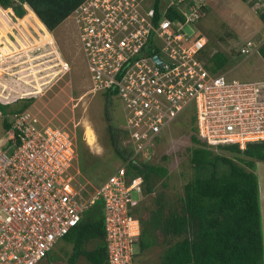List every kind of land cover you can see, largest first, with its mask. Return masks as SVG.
<instances>
[{
  "label": "built area",
  "instance_id": "obj_1",
  "mask_svg": "<svg viewBox=\"0 0 264 264\" xmlns=\"http://www.w3.org/2000/svg\"><path fill=\"white\" fill-rule=\"evenodd\" d=\"M253 1L264 8V0ZM156 2L144 9L143 0H84L72 13L92 75L88 92L103 91L120 102L125 117L120 127L133 151L83 197L69 173L77 158L76 135L44 122L30 107L14 112V137L8 132L0 141V264H40L98 199L106 264H133L144 177L130 172V164L150 161L165 130L180 117L194 118L199 137L215 147L235 143L244 150L264 141V81L230 79L207 67L204 39L184 30L204 15L198 2L163 7L157 2L162 13L176 5L183 21L157 20ZM258 47L248 40L241 51L252 54ZM57 58L52 65L70 71Z\"/></svg>",
  "mask_w": 264,
  "mask_h": 264
},
{
  "label": "rangeland",
  "instance_id": "obj_2",
  "mask_svg": "<svg viewBox=\"0 0 264 264\" xmlns=\"http://www.w3.org/2000/svg\"><path fill=\"white\" fill-rule=\"evenodd\" d=\"M160 1V6L163 7L177 0ZM194 1L206 10L196 23L186 26L184 30L186 33L200 35L209 40V56L205 54V59L214 52L222 50L231 58L230 63L222 70L230 79L264 81L263 54L260 51L252 54L240 52L248 40L264 37V25L256 13V2L253 0ZM143 4L144 9L150 8L153 0H143ZM10 10L0 7V55L4 60L0 64V98H3L5 103L10 102L18 94L26 91L28 94L22 97L34 96L35 99L29 107L44 122L64 127L76 135L74 141L77 158L69 173L73 175L74 187L80 189L83 197H87L93 191L92 187H99L103 180L123 163L113 147L108 131L110 123L115 126L125 125L122 106L118 100L111 99V120H108L106 93L88 92L92 87V75L72 15L52 32H48L33 12L26 10L27 14L23 18L15 19L13 10L12 12ZM58 56L69 64L70 71L64 73V70H60L61 63L52 65L58 61ZM20 99L13 102V105L20 106L23 101ZM13 111L12 106L11 108L0 106V141L9 136L4 122L14 120ZM189 119L188 115L183 116L169 125L161 137L160 144L155 146L150 161H147L166 166L168 175L157 177L154 182V194L144 195L137 210L139 216L142 215L143 218H147L150 209L154 207L153 199L157 194L163 196L169 207H176L177 197L182 193L183 185L194 174L190 162L189 148L194 143L191 139V126L187 124ZM80 136L82 143L87 144L90 149L78 148V144L81 145V141L78 143ZM5 149L11 152L9 146H5ZM225 153L232 154L228 151ZM257 173L260 183L259 199L264 250L263 161L257 162ZM134 197L139 196L134 194ZM156 236L157 243L148 248L142 249L138 242L132 245L135 254L134 264L160 263V254L165 247V235L161 230H157ZM94 247L95 242L84 244L86 250ZM51 251L54 258L66 263L67 255L72 251V243L67 238H61ZM46 262L48 263V260L44 259L40 264H47ZM74 264L93 263L84 256H79Z\"/></svg>",
  "mask_w": 264,
  "mask_h": 264
},
{
  "label": "trees",
  "instance_id": "obj_3",
  "mask_svg": "<svg viewBox=\"0 0 264 264\" xmlns=\"http://www.w3.org/2000/svg\"><path fill=\"white\" fill-rule=\"evenodd\" d=\"M83 1L0 0V7L4 10L11 8L16 19L27 14L25 4L45 28L52 32L70 17ZM157 2L155 5L157 20L162 18L184 20L176 5L169 6L162 13ZM205 10L202 7V12ZM256 10L259 20L264 25V8ZM195 36L204 39L200 35ZM252 40L259 44L257 51L264 56V37ZM204 41L203 53L209 56V40L205 38ZM240 52L242 53L241 49ZM230 61L227 52L218 50L208 58L206 65L212 71L219 72ZM106 95L108 97L106 116L111 120L110 102L112 104L113 97ZM21 99L23 101L20 106L2 101L0 106L10 108L12 106L13 112L22 111L29 107L35 98L29 96ZM187 124L191 126V139L194 143L189 148L194 174L183 185L182 193L177 197L176 207H169L163 196L156 195L153 199L154 207L150 209L148 218H140L142 231L138 240L139 246L145 249L155 245L156 232L161 230L165 235V247L160 254L159 264H264L260 183L257 173V162H264V141L251 143L244 150L235 143L214 148L199 137L194 118ZM4 125L14 137L15 130L11 122L5 120ZM108 131L116 153L123 162L127 161L133 148L129 144H123L127 138L126 131L112 123L108 125ZM80 141L81 145L78 144V148L87 150L89 146L82 143L81 136L78 143ZM227 151L232 154H226ZM130 165V172L144 177V195L154 194V182L157 177L168 175V168L160 164L132 160ZM64 238L72 243V251L67 255V262L63 263L54 258L51 251L45 258L48 260L47 264H74L79 256H84L93 264H106L102 200H96L84 211L81 220ZM87 242H95V247L86 250L84 244Z\"/></svg>",
  "mask_w": 264,
  "mask_h": 264
},
{
  "label": "crops",
  "instance_id": "obj_4",
  "mask_svg": "<svg viewBox=\"0 0 264 264\" xmlns=\"http://www.w3.org/2000/svg\"><path fill=\"white\" fill-rule=\"evenodd\" d=\"M24 7L26 8V10L28 11H31V12H33L31 9H29L26 5H24ZM8 9H11V8H8ZM12 10V9H11ZM10 10V11H11ZM12 12V11H11ZM33 14H34V12H33ZM14 15V14H13ZM35 15V14H34ZM35 17L37 18V16L35 15ZM38 19V18H37ZM40 21V20H39ZM42 24V23H41ZM43 25V24H42ZM44 26V25H43ZM44 28H45V26H44ZM45 30L46 31H48L46 28H45ZM48 32H50V31H48ZM52 40L54 41V39L52 38ZM60 54V53H59ZM3 102H4V100H3ZM96 140H97V137H96ZM133 262H134V259H133Z\"/></svg>",
  "mask_w": 264,
  "mask_h": 264
},
{
  "label": "clouds",
  "instance_id": "obj_5",
  "mask_svg": "<svg viewBox=\"0 0 264 264\" xmlns=\"http://www.w3.org/2000/svg\"><path fill=\"white\" fill-rule=\"evenodd\" d=\"M61 58V57H60ZM61 60H63V59H61ZM66 62V61H65ZM1 101V100H0ZM86 137V136H85ZM98 142V141H97Z\"/></svg>",
  "mask_w": 264,
  "mask_h": 264
},
{
  "label": "bare ground",
  "instance_id": "obj_6",
  "mask_svg": "<svg viewBox=\"0 0 264 264\" xmlns=\"http://www.w3.org/2000/svg\"><path fill=\"white\" fill-rule=\"evenodd\" d=\"M90 134H91V131H90ZM93 135V134H92Z\"/></svg>",
  "mask_w": 264,
  "mask_h": 264
},
{
  "label": "water",
  "instance_id": "obj_7",
  "mask_svg": "<svg viewBox=\"0 0 264 264\" xmlns=\"http://www.w3.org/2000/svg\"><path fill=\"white\" fill-rule=\"evenodd\" d=\"M157 58H158V56H157Z\"/></svg>",
  "mask_w": 264,
  "mask_h": 264
}]
</instances>
